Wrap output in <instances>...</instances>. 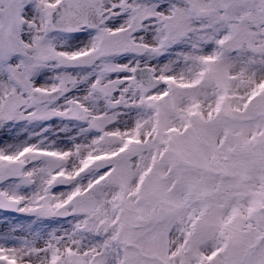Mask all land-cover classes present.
Returning <instances> with one entry per match:
<instances>
[{
	"label": "snow or ice",
	"instance_id": "snow-or-ice-1",
	"mask_svg": "<svg viewBox=\"0 0 264 264\" xmlns=\"http://www.w3.org/2000/svg\"><path fill=\"white\" fill-rule=\"evenodd\" d=\"M0 264H264V0H0Z\"/></svg>",
	"mask_w": 264,
	"mask_h": 264
},
{
	"label": "rangeland",
	"instance_id": "rangeland-1",
	"mask_svg": "<svg viewBox=\"0 0 264 264\" xmlns=\"http://www.w3.org/2000/svg\"><path fill=\"white\" fill-rule=\"evenodd\" d=\"M24 219L25 217L20 216L18 214L5 215L3 212H0V228H3L6 226L5 222H7V224H12L16 222H23Z\"/></svg>",
	"mask_w": 264,
	"mask_h": 264
}]
</instances>
